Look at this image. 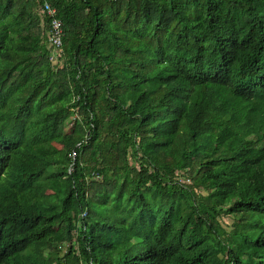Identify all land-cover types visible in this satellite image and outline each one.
Here are the masks:
<instances>
[{
    "label": "trees",
    "instance_id": "obj_1",
    "mask_svg": "<svg viewBox=\"0 0 264 264\" xmlns=\"http://www.w3.org/2000/svg\"><path fill=\"white\" fill-rule=\"evenodd\" d=\"M47 1L56 65L0 0V264H264V0Z\"/></svg>",
    "mask_w": 264,
    "mask_h": 264
},
{
    "label": "built area",
    "instance_id": "obj_2",
    "mask_svg": "<svg viewBox=\"0 0 264 264\" xmlns=\"http://www.w3.org/2000/svg\"><path fill=\"white\" fill-rule=\"evenodd\" d=\"M39 4L40 15L48 18V44L49 47L52 48L51 54L49 57V61L53 64H61V48H62V38L64 36L63 25L62 22L56 18V10L51 7L47 0H36ZM61 66V65H59ZM88 135V134H87ZM72 160L75 159V153L71 155ZM73 167L70 166L68 173H72ZM92 177L94 180H99L100 176L98 174L92 173ZM86 216L85 213L80 215V219H84Z\"/></svg>",
    "mask_w": 264,
    "mask_h": 264
},
{
    "label": "rangeland",
    "instance_id": "obj_3",
    "mask_svg": "<svg viewBox=\"0 0 264 264\" xmlns=\"http://www.w3.org/2000/svg\"><path fill=\"white\" fill-rule=\"evenodd\" d=\"M74 117H72L71 119L67 120L65 122V133H68L71 131V127H72V120H73ZM53 147L52 150H54L55 148L59 149L61 148L60 145H57V144H53ZM219 223L220 225L222 226V228L225 230L226 233H229L231 230H232V224H233V218L232 217H228V216H223L219 219Z\"/></svg>",
    "mask_w": 264,
    "mask_h": 264
},
{
    "label": "clouds",
    "instance_id": "obj_4",
    "mask_svg": "<svg viewBox=\"0 0 264 264\" xmlns=\"http://www.w3.org/2000/svg\"><path fill=\"white\" fill-rule=\"evenodd\" d=\"M70 174H71V173H70ZM95 181H96V180H95ZM83 213H84V212H83ZM81 214H82V213H81ZM81 214H80V215H81ZM79 217H80V216H79ZM84 218H85V217H84ZM80 220H83V219H80Z\"/></svg>",
    "mask_w": 264,
    "mask_h": 264
}]
</instances>
